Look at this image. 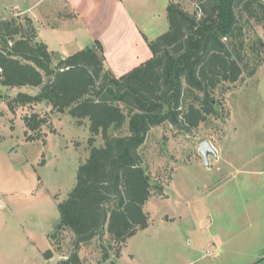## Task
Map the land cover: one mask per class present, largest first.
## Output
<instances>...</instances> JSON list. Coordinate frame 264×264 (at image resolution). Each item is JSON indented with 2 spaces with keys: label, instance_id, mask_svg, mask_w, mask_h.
I'll return each mask as SVG.
<instances>
[{
  "label": "trees",
  "instance_id": "obj_1",
  "mask_svg": "<svg viewBox=\"0 0 264 264\" xmlns=\"http://www.w3.org/2000/svg\"><path fill=\"white\" fill-rule=\"evenodd\" d=\"M193 1V13L169 2V30L151 42V59L120 77L106 68L98 41L55 60L30 18H0V84L17 89L5 96L9 111L42 104L50 108L46 114L32 111L23 117L26 140L44 142L43 128L54 114L88 120L92 138L103 140L100 147L90 141L74 188L58 204L60 219L49 236L56 248L43 254L45 261L62 250V232L71 236L72 249L57 264H84V247L102 243L105 236L123 246L147 229L145 207L163 194L144 168L141 147L149 133L168 124L190 134L219 117V98L229 89L220 87L236 85L249 71L255 52L243 39L241 22L247 18V23L252 19L264 26V0ZM125 124L126 134L114 133ZM100 247L107 261L110 249Z\"/></svg>",
  "mask_w": 264,
  "mask_h": 264
},
{
  "label": "rangeland",
  "instance_id": "obj_2",
  "mask_svg": "<svg viewBox=\"0 0 264 264\" xmlns=\"http://www.w3.org/2000/svg\"><path fill=\"white\" fill-rule=\"evenodd\" d=\"M173 1L193 13V0ZM148 10L157 18L145 21V27L156 40L169 29L163 0H151ZM12 17L30 18L38 36L42 32V40L47 27L54 29L74 19L64 0H0V18ZM241 24L243 39L255 53L250 54V69L240 82L220 87L221 91L229 89L219 98V117L209 118L190 134L180 133L168 124L154 128L141 147L147 175L163 193L153 196L145 207L148 228L123 246L112 244L105 236L102 243L95 241L84 247L80 253L84 264H183L197 258L220 263L223 260L224 264L245 263L249 254L236 261L227 253L223 258V254L213 250L210 238L217 232H252L245 201L254 190L248 184L258 180L253 171L264 169V45L260 44L264 43V26L252 19L247 23V18ZM57 41L65 42L66 38L62 34ZM23 90L34 93L30 88ZM16 92L17 89L6 90L0 84V228L11 229L16 235L15 244L6 249L5 256L15 254L16 264H57L72 249L71 236L62 232V250L50 261L43 257L47 250L56 248L49 236L60 219L58 204L74 188L78 169L89 156L90 141L100 147L103 140L101 136L92 138L88 120L54 114L50 125L43 128L45 141L28 142L23 117L32 111L43 115L50 108L42 104L13 113L5 96ZM126 128L125 124L123 130L114 133L124 135ZM204 141L211 142L218 153L216 158L210 156L209 166L200 155ZM222 174H231L232 178L212 192L208 186ZM211 211L216 219L227 218L228 223L214 227L205 224V215ZM170 215H180L182 220L169 222ZM101 245L110 249L107 261Z\"/></svg>",
  "mask_w": 264,
  "mask_h": 264
},
{
  "label": "crops",
  "instance_id": "obj_3",
  "mask_svg": "<svg viewBox=\"0 0 264 264\" xmlns=\"http://www.w3.org/2000/svg\"><path fill=\"white\" fill-rule=\"evenodd\" d=\"M64 1L74 15V19L65 22L64 26L57 25L58 27L54 29L47 27L43 30V36L45 35L43 40L42 32L39 33L40 41L46 44L55 59L65 58L77 51L91 47L96 41L102 45L106 68L117 77L127 74L151 59L152 54L149 46L156 37L149 36L146 30L148 28L145 27V21L150 18L155 21L157 18L153 13H149L148 7L151 0ZM170 1L172 0H163L167 21V7ZM29 10L30 8H27V11ZM139 21L144 22V25H140ZM64 29H67L64 31L65 33H62L66 41L58 42V37L62 36L59 31ZM253 173L254 178L258 177V180L248 184V188H252L254 193L245 201L248 225L252 232H246L247 234L235 232V230L226 231L225 234L217 232L210 238L213 250L219 255L223 254V258L224 253H227L233 261H236L249 254L244 258V264H264V169L253 171ZM230 178H232L231 174L228 176L222 174L208 187L212 192L218 191L219 186H222ZM214 215L213 211L209 212V215L206 214L205 224L214 227L215 224H226L229 221L227 218L216 219ZM169 217L171 219L169 222L182 220L180 215H170ZM15 237L16 235L11 229L0 228V253H2L0 264H16L18 257H15V254L5 256L6 249L15 244ZM18 261L23 262L22 259ZM183 264H224V261L221 260V263L220 261L210 262L197 258L195 262ZM230 264H240V261Z\"/></svg>",
  "mask_w": 264,
  "mask_h": 264
},
{
  "label": "water",
  "instance_id": "obj_4",
  "mask_svg": "<svg viewBox=\"0 0 264 264\" xmlns=\"http://www.w3.org/2000/svg\"><path fill=\"white\" fill-rule=\"evenodd\" d=\"M200 155L204 161L206 166L210 165V156H214L215 158L218 156L217 150L209 141H204L200 145Z\"/></svg>",
  "mask_w": 264,
  "mask_h": 264
},
{
  "label": "built area",
  "instance_id": "obj_5",
  "mask_svg": "<svg viewBox=\"0 0 264 264\" xmlns=\"http://www.w3.org/2000/svg\"><path fill=\"white\" fill-rule=\"evenodd\" d=\"M1 72H2V70H1V68H0V74H1Z\"/></svg>",
  "mask_w": 264,
  "mask_h": 264
}]
</instances>
